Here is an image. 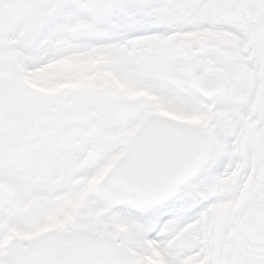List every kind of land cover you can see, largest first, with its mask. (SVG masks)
Listing matches in <instances>:
<instances>
[{"label": "snow or ice", "instance_id": "6c2138e0", "mask_svg": "<svg viewBox=\"0 0 264 264\" xmlns=\"http://www.w3.org/2000/svg\"><path fill=\"white\" fill-rule=\"evenodd\" d=\"M0 264H264V0H0Z\"/></svg>", "mask_w": 264, "mask_h": 264}]
</instances>
